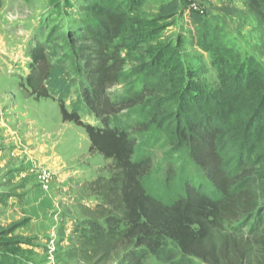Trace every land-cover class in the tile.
Returning <instances> with one entry per match:
<instances>
[{
	"label": "rangeland",
	"instance_id": "1",
	"mask_svg": "<svg viewBox=\"0 0 264 264\" xmlns=\"http://www.w3.org/2000/svg\"><path fill=\"white\" fill-rule=\"evenodd\" d=\"M169 1L99 0L126 10L132 19H156L160 6ZM177 1V13L160 21L155 41L120 50L121 79L106 90L119 110L111 117V127L125 131L134 141L131 160L146 169L143 187L164 202L176 200L191 185L205 189L211 183L170 124L154 121L153 97L135 98L144 84L147 50L158 42L177 46L190 80L215 90L220 64L216 50L198 45L200 27L190 18V12L197 11L219 33L215 48H233L242 58L252 56L264 66V18L256 3ZM59 2L58 11L50 0H3L0 9V264H205L183 256L170 239L161 240L152 251L136 238L120 237L126 226L122 209L107 206L93 185L98 178H110L113 160L90 150L82 126L61 120L57 101L35 99L21 87L29 72L30 51L47 44L50 58L62 60L69 72L67 109L78 101L82 121L100 125L80 99L89 86L86 60L91 52L90 43L80 36L91 23L87 15L93 0ZM50 34L53 37L47 42ZM109 217L114 230L109 243L98 247L94 241L88 243L94 233L91 225L106 228Z\"/></svg>",
	"mask_w": 264,
	"mask_h": 264
},
{
	"label": "trees",
	"instance_id": "2",
	"mask_svg": "<svg viewBox=\"0 0 264 264\" xmlns=\"http://www.w3.org/2000/svg\"><path fill=\"white\" fill-rule=\"evenodd\" d=\"M50 1L57 11L62 8L59 0ZM251 1L264 18V0ZM2 6L0 0V9ZM88 9L91 23L80 37L90 43L86 60L89 86L80 99L100 125L82 121L78 101L67 109L69 72L62 60L50 58L47 44L30 51L29 72L20 85L35 99L57 101L61 120L82 126L90 150L113 160L110 178H98L93 185L107 206L122 209L126 226L120 237L136 238L152 251L160 247L161 240L170 239L183 256L199 258L205 264H264V66L252 56L242 58L233 48H215L219 33L197 11H191L190 18L200 27L198 45L206 51L216 50L220 64L215 90L190 80L177 46L158 42L147 50L144 84L135 98L153 97L154 121L170 124L190 159L211 183L205 189L191 185L176 200L164 202L143 187L146 169L131 160L134 141L125 131L111 127V117L119 110L106 90L121 79L124 60L120 50L155 41L160 21L177 13L178 1L162 4L156 19H132L126 10L99 0H93ZM52 37L50 34L47 42ZM261 199L263 204H259ZM111 219L106 228L91 223L94 233L88 243L94 241L96 247L109 243L114 232Z\"/></svg>",
	"mask_w": 264,
	"mask_h": 264
}]
</instances>
